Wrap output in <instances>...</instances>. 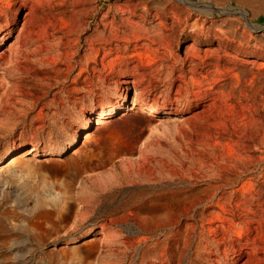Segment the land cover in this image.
<instances>
[{"label":"rangeland","instance_id":"rangeland-1","mask_svg":"<svg viewBox=\"0 0 264 264\" xmlns=\"http://www.w3.org/2000/svg\"><path fill=\"white\" fill-rule=\"evenodd\" d=\"M6 1L0 264H264V0Z\"/></svg>","mask_w":264,"mask_h":264},{"label":"bare ground","instance_id":"bare-ground-1","mask_svg":"<svg viewBox=\"0 0 264 264\" xmlns=\"http://www.w3.org/2000/svg\"><path fill=\"white\" fill-rule=\"evenodd\" d=\"M8 9H9V4L7 3V1L6 0H0V21L2 20V19H7L8 18V13H7V11H8ZM24 25V24H23ZM95 26H99V22H98V20H96L95 19ZM23 27V26H22ZM16 63H18V60H17V62ZM18 65V64H17ZM7 88V83H4L3 81H1L0 80V97H1V95H2V93L3 92H1L2 90H5ZM140 107H142V108H144V109H147L146 108V106H144V105H141L140 104ZM148 111H149V113L150 114H154V113H156V110H153L152 108H148L147 109ZM113 109L112 110H110L109 112H106V113H102L98 118H97V120H96V123H97V125H101L102 124V120L105 118V117H108V116H110V115H112L113 114ZM115 123H117L118 125L121 123V122H119V121H117V122H115ZM114 123V124H115ZM87 133H89V132H87ZM97 134L99 135V136H101L102 134H103V131H97ZM91 136H86L85 137V139H84V142H82V143H86V141L90 138ZM96 140V139H95ZM98 141V139L96 140V142ZM95 143V142H94ZM94 143H92V144H90V145H86L85 144V146H87V147H85V149H84V151L82 152V155H81V157L83 158V159H85V160H88V158H90V157H92V156H94L95 155V150H93V148H95V144ZM97 146V145H96ZM21 156H14V157H12V158H10L9 160H10V162L8 163V165H10L11 163H15L16 161H18L19 160V158H20ZM22 157H23V155H22ZM106 165V163L104 162V161H100L99 163H87V168L89 169V171L90 170H99L100 168H102V167H104ZM0 169H2V167L0 166ZM93 172V171H92ZM200 197H202V196H199V197H197L198 199H200ZM255 201H257L258 203H261L262 201H264V198H262V197H258V198H256L255 199ZM207 204H210V203H212V201H207L206 202ZM264 203V202H263ZM210 208H215V205H210L209 207H208V209H210ZM249 218H248V222L251 224V223H255L256 225H257V227H259L258 229L260 230L261 228H263V231H264V211H261V212H250L249 214ZM247 216V215H246ZM200 217H203V214L201 213L200 214ZM214 217H215V215L214 214H212V215H210L209 216V220H207V223L208 224H212V222H214ZM247 218V217H246ZM247 221V220H246ZM200 222H202V224H201V229L202 230H205V220H201ZM247 222V223H248ZM254 224V225H255ZM252 226V225H251ZM236 228V227H235ZM254 229V228H253ZM255 229H256V227H255ZM254 229V230H255ZM261 231V230H260ZM257 232H258V230H257ZM209 233H211V231L209 232ZM261 234H263V233H261ZM209 236H210V234H208ZM212 239V238H211ZM214 239V238H213ZM216 240V239H215ZM235 240V239H234ZM212 243V242H211ZM210 243V244H211ZM224 245V244H223ZM219 246H221V244L219 245ZM257 246V245H256ZM253 248V247H252ZM203 251L208 255V256H212V255H217L216 254V252H214V251H212V250H210V248L208 247V246H205L204 247V249H203ZM220 251V250H219Z\"/></svg>","mask_w":264,"mask_h":264},{"label":"water","instance_id":"water-1","mask_svg":"<svg viewBox=\"0 0 264 264\" xmlns=\"http://www.w3.org/2000/svg\"><path fill=\"white\" fill-rule=\"evenodd\" d=\"M129 103H130V105H131V99H129Z\"/></svg>","mask_w":264,"mask_h":264}]
</instances>
